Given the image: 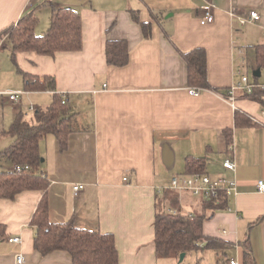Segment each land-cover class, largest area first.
I'll return each instance as SVG.
<instances>
[{"label":"crops","instance_id":"obj_1","mask_svg":"<svg viewBox=\"0 0 264 264\" xmlns=\"http://www.w3.org/2000/svg\"><path fill=\"white\" fill-rule=\"evenodd\" d=\"M204 6L214 15L212 24L201 23ZM60 7L81 16V51L54 57L18 53L14 60L9 40L0 39V141L7 138L0 144V173L15 170L4 152L14 141L8 131L16 117L27 120L35 113L31 107L46 109L53 102L49 90L28 91L19 70L50 76L75 128L65 150L53 134L39 144L38 173L49 181L52 223L113 234L119 264H182L157 257L154 224L158 212L172 211L166 200V192L175 191L172 179L188 173V159H199L205 173L235 180L238 195L228 203L231 211L212 210L175 191L181 213L204 216V236L232 243L229 261L244 264L247 245L255 263L264 264V195L256 188L264 179V106L241 91L235 107L227 100L243 76L253 84L264 77L256 58V47L264 45V0H0V32L35 12L38 25L44 16L45 30L36 32L42 34ZM131 12L151 24L149 39ZM251 12L260 20L241 24ZM120 41L129 47L123 67L108 64L106 57L107 43ZM197 48L206 51L208 90L189 85L181 55ZM192 88L201 95L192 96ZM8 93H19L21 102L12 103ZM238 111L250 125L236 124ZM227 158L235 161V173L222 168ZM77 185L84 188L75 195ZM43 196L31 190L0 199V264H16L20 254L25 264H73L68 252L42 256L34 249L32 218ZM13 237L22 244L10 243ZM196 251L190 264H222L215 251Z\"/></svg>","mask_w":264,"mask_h":264},{"label":"trees","instance_id":"obj_2","mask_svg":"<svg viewBox=\"0 0 264 264\" xmlns=\"http://www.w3.org/2000/svg\"><path fill=\"white\" fill-rule=\"evenodd\" d=\"M211 1V0H207ZM134 21L140 24L145 38H150L152 26L142 23L136 12H131ZM39 22L35 12L23 15L16 25L0 32V39L6 37L12 46V57L18 53L36 52L42 56L54 57L59 52H78L82 50V19L80 14L70 7L54 8L48 29L37 34ZM188 65L189 85L201 89H211L207 79V55L203 48L190 52H181ZM107 62L110 65L123 67L129 61V47L125 41L109 42L106 46ZM256 58L259 69L264 68V45L256 47ZM25 87L28 91H51L53 102L46 108H36L34 120H25L23 114L16 117L8 131L13 137L12 145L4 154L16 165L28 166L29 171L1 172L0 199L14 200L24 192L39 190L44 196L32 218V225L37 233L34 238V249L42 256L55 251H65L72 256L73 264H119V253L114 235L103 234L79 228L73 222L56 224L50 221L47 190L48 179L38 173L40 165L39 144L42 138L53 134L58 138L61 150L68 145L69 136L75 131L73 115L67 101L55 92L54 78L50 76L34 77L22 70ZM264 106V90L256 88L252 95H247ZM237 125H250L251 121L243 113L236 112ZM231 142V131L225 132ZM187 174H204V161L190 158L187 160ZM179 196L175 191L166 192V200L172 211L158 212L155 219L156 255L160 259H180L181 254L196 250H213L222 264H229L227 253L234 247L232 243L219 238L203 235L205 217L201 215H184L181 213ZM212 210H221L225 203L215 205L206 202ZM244 264H256L250 248L245 245Z\"/></svg>","mask_w":264,"mask_h":264},{"label":"built area","instance_id":"obj_3","mask_svg":"<svg viewBox=\"0 0 264 264\" xmlns=\"http://www.w3.org/2000/svg\"><path fill=\"white\" fill-rule=\"evenodd\" d=\"M204 12V17L201 20L202 25L212 24L215 20L214 15L209 6H204L201 9ZM261 16L257 12H251L249 19L242 18L241 24H246L248 22H255L260 20ZM264 73V69H263ZM258 88L264 90L263 84H253L251 83L248 76H243L241 80L236 83L229 91L227 100L235 107L236 93L241 91L245 95H252L254 90ZM190 94L192 96H200L202 90L200 88L190 89ZM7 94V93H5ZM9 100L14 104H19L21 102V97L19 93H8ZM31 111H34V107H31ZM264 114V112H263ZM221 166L223 169L235 173L237 166L232 158H227L221 161ZM15 170L17 171H29L28 166L23 167L22 165H16ZM127 182V179H125ZM172 188L178 192H187L194 198H197L204 202H212L215 205H221L225 203V208L228 211L231 209L228 207V203L233 196L238 195V184L235 180L228 179L223 176L212 177L208 173L200 174L194 173L190 175L175 176L172 179ZM84 188L83 185H77L74 187L75 195L78 194ZM257 192L264 195V179H260L257 183ZM10 243L22 244L21 237H13L9 239ZM16 264H25V257L20 254L16 257ZM229 264H239L235 260H230Z\"/></svg>","mask_w":264,"mask_h":264},{"label":"rangeland","instance_id":"obj_4","mask_svg":"<svg viewBox=\"0 0 264 264\" xmlns=\"http://www.w3.org/2000/svg\"><path fill=\"white\" fill-rule=\"evenodd\" d=\"M44 26V16L41 17V20H40V23L39 25L37 26V29H36V32L37 33H41L45 30V27ZM253 80V79H252ZM261 83L260 84H263L264 82V77H262L260 79ZM253 83V82H252ZM34 112L31 114V116L29 118H27L28 121L32 122L34 120ZM7 142V138H3L1 141H0V144L1 146H3L5 143ZM197 252V251H196ZM196 254L195 251L194 252H191L189 253L188 257L183 261L182 264H190L194 258L196 257Z\"/></svg>","mask_w":264,"mask_h":264},{"label":"water","instance_id":"obj_5","mask_svg":"<svg viewBox=\"0 0 264 264\" xmlns=\"http://www.w3.org/2000/svg\"><path fill=\"white\" fill-rule=\"evenodd\" d=\"M256 75L260 76V71L259 70L256 72ZM185 257H186L185 253L181 254L179 262L182 263L184 261Z\"/></svg>","mask_w":264,"mask_h":264}]
</instances>
